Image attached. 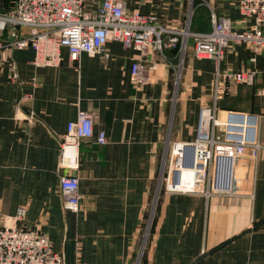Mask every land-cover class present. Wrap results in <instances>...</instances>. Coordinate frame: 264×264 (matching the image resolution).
<instances>
[{
  "label": "crops",
  "instance_id": "0c3cea01",
  "mask_svg": "<svg viewBox=\"0 0 264 264\" xmlns=\"http://www.w3.org/2000/svg\"><path fill=\"white\" fill-rule=\"evenodd\" d=\"M126 8L175 28L189 21L191 31L210 30L211 11L237 31L253 24L238 0H131ZM192 46L189 37L176 95L175 62L118 41L106 43L107 59L83 54L72 61L64 50L57 66H35L30 47L7 50L0 62V216L25 207L19 225L47 234L65 264H136L140 257L139 264H264V147L256 160L247 154L234 162L232 195L157 194L165 141H193L199 107L212 103L216 63L195 57ZM136 61L157 62L141 83L131 80ZM220 69L255 72L217 109L220 119L228 110L259 115L264 144V48L231 44ZM24 94L30 101H21ZM78 110L94 114V132L103 130L106 142L80 143V209L72 212L62 207L58 157ZM30 111L34 123L23 118Z\"/></svg>",
  "mask_w": 264,
  "mask_h": 264
},
{
  "label": "built area",
  "instance_id": "2783aa9c",
  "mask_svg": "<svg viewBox=\"0 0 264 264\" xmlns=\"http://www.w3.org/2000/svg\"><path fill=\"white\" fill-rule=\"evenodd\" d=\"M90 1L94 0H13L11 9L0 12V62L6 60L7 50L27 47L34 51L35 66H57L64 50L72 61L83 54L107 59L109 40L134 48L142 56L153 53L165 58L166 50L176 48L180 60L191 37L194 56L216 63L210 90L212 103L199 107L193 141L173 142L169 155L165 148L158 192L182 191L206 198L212 194L232 195L234 162L247 154L256 160L264 144L260 142L259 115L228 110L223 119L218 117L217 101L234 84L253 82L255 75L254 71L221 70L220 62L231 44H248L255 51L264 48V0H238L240 13L253 19L251 27L243 31L234 30L227 17L213 11L210 30L191 31L189 21L175 28L155 16L128 10L126 5L131 0H95L92 9ZM156 64L151 61L145 67L133 62L131 80L143 82L148 69ZM10 78L17 79L13 65ZM30 98V94H24L21 101L26 103ZM23 118L28 123L36 120L32 111ZM93 137L97 144L106 142L103 130L94 132V114L78 110L76 118L67 122L59 143V191L64 210L80 209L79 146ZM188 181L192 186L179 187ZM25 211V207H19L14 215L0 217V264H65L47 234L37 227L19 225Z\"/></svg>",
  "mask_w": 264,
  "mask_h": 264
},
{
  "label": "rangeland",
  "instance_id": "374dc122",
  "mask_svg": "<svg viewBox=\"0 0 264 264\" xmlns=\"http://www.w3.org/2000/svg\"><path fill=\"white\" fill-rule=\"evenodd\" d=\"M188 41V40H187ZM181 62H182V59H177V62H175V64H176V68H175V89H174V92H175V95H176V92H177V87H178V82H179V74H180V67H181ZM173 96H174V93H173ZM166 143V147H167V149H168V155H169V151H170V148H171V145H172V143L170 142L169 143V141H165ZM164 157V156H163ZM162 164H163V159H162ZM160 176H161V170H160V173H159V178H160ZM180 192H182V191H180ZM153 207H154V205H153ZM1 217V216H0ZM148 231H149V223H148V226L146 227V232H145V235H144V241H146V239H147V235H148ZM143 249V248H142ZM142 249H141V251H142ZM141 251H140V256H141ZM140 259H141V257L140 258H138V261H137V263L136 264H139V262H140Z\"/></svg>",
  "mask_w": 264,
  "mask_h": 264
},
{
  "label": "trees",
  "instance_id": "16d2710c",
  "mask_svg": "<svg viewBox=\"0 0 264 264\" xmlns=\"http://www.w3.org/2000/svg\"><path fill=\"white\" fill-rule=\"evenodd\" d=\"M195 4V0H194ZM13 6V0H0V12L5 13ZM197 8V7H196ZM194 19V16H193ZM166 56L169 57L173 62H177L176 48L166 50Z\"/></svg>",
  "mask_w": 264,
  "mask_h": 264
},
{
  "label": "water",
  "instance_id": "95a60500",
  "mask_svg": "<svg viewBox=\"0 0 264 264\" xmlns=\"http://www.w3.org/2000/svg\"><path fill=\"white\" fill-rule=\"evenodd\" d=\"M157 194H158V187H157ZM157 194H156V195H157Z\"/></svg>",
  "mask_w": 264,
  "mask_h": 264
}]
</instances>
